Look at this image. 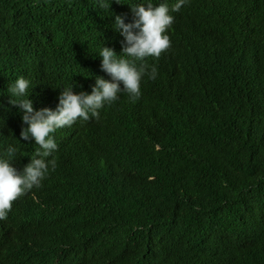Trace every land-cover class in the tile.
<instances>
[{
    "label": "trees",
    "instance_id": "1",
    "mask_svg": "<svg viewBox=\"0 0 264 264\" xmlns=\"http://www.w3.org/2000/svg\"><path fill=\"white\" fill-rule=\"evenodd\" d=\"M104 2L0 0V158L17 148V171L38 145L8 86L23 76L56 110L111 80L98 52L122 55L115 17L149 0ZM151 2L174 17L170 49L136 61L156 79L52 134L56 169L0 220V264H264V0Z\"/></svg>",
    "mask_w": 264,
    "mask_h": 264
},
{
    "label": "clouds",
    "instance_id": "2",
    "mask_svg": "<svg viewBox=\"0 0 264 264\" xmlns=\"http://www.w3.org/2000/svg\"><path fill=\"white\" fill-rule=\"evenodd\" d=\"M115 2L122 3L121 0ZM185 3L186 0H177L171 11L179 12ZM110 5L99 0L101 9L107 10ZM132 12L134 20L131 23H125L121 15L115 17L114 28L124 37L122 55L118 56L113 48L102 47L98 52L102 57L101 68L111 76V80L97 77L90 94L83 91L75 93L72 85L62 89L56 110L49 107L36 110L28 98L29 80L21 76L8 86L9 103L23 112L22 121L26 127L22 128L21 139L29 141L34 138L38 147L31 156V162L20 172L10 162L16 156L17 148L10 145L6 152L9 159L0 158V220L9 218L17 203L27 194L36 196L49 171H55L56 159L47 158L58 149L52 135L57 129L71 127L77 120L88 121L93 117L99 120V110L106 104L115 103L121 93L135 102L141 96L142 79L145 76L156 79L155 65L141 63L137 67L136 61H144L149 56L158 59L170 49L171 40L166 32L174 17L170 15L167 4L153 7L151 0L147 7L144 4L132 5Z\"/></svg>",
    "mask_w": 264,
    "mask_h": 264
}]
</instances>
